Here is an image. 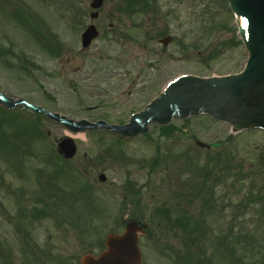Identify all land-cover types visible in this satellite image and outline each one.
Returning a JSON list of instances; mask_svg holds the SVG:
<instances>
[{
    "label": "rangeland",
    "instance_id": "rangeland-1",
    "mask_svg": "<svg viewBox=\"0 0 264 264\" xmlns=\"http://www.w3.org/2000/svg\"><path fill=\"white\" fill-rule=\"evenodd\" d=\"M90 1L0 0L1 93L70 119L121 125L174 77L236 74L247 59L224 0H103L100 38L90 49L100 57L94 63L108 68V57L123 51L120 44L110 43L108 25L115 13L131 17L133 32L146 20L142 14L150 16L147 47L140 34L135 44L127 45L132 64L120 83L115 75L109 78L101 72L81 85H70L59 75L62 52L81 49L74 36L79 25L90 23ZM188 8L194 16L187 15ZM162 32L172 37L164 48L158 44ZM54 45L67 48L50 57L57 51ZM141 52L148 54L142 66L134 61ZM19 113L0 111V175L6 184L13 180L21 185L19 192L4 184L0 210L6 208L13 218L16 213H9V196L30 198L27 207L32 219L20 221V226H25L24 235H30L33 243L27 246L19 241L20 254L11 240L13 224L0 214V238L17 264H78L81 256L100 253L107 234L121 233L123 221L138 219L149 223L141 240L145 263H159L156 254L163 244H174L176 250L198 245L205 253V244L210 243L218 248L214 264H264V235L258 234L264 230V196L257 197L264 191L263 131H244L234 137L228 126L206 117L172 121L175 131L150 125L149 137L131 141L95 130L73 138L77 154L62 163L53 153L59 139L71 134L47 119L33 121L30 111ZM195 141L211 148L201 149ZM8 165L15 168L12 175L5 170ZM62 167L71 168L66 180L59 177ZM100 173L106 177L103 183L97 179ZM135 185L143 187L140 196L127 192ZM69 194L84 195L86 204L79 207ZM180 215L192 221V233L173 227ZM183 228L188 230L190 224ZM158 255L168 264L164 250ZM220 256L228 263H221ZM185 259L181 257L178 264Z\"/></svg>",
    "mask_w": 264,
    "mask_h": 264
},
{
    "label": "water",
    "instance_id": "water-1",
    "mask_svg": "<svg viewBox=\"0 0 264 264\" xmlns=\"http://www.w3.org/2000/svg\"><path fill=\"white\" fill-rule=\"evenodd\" d=\"M234 17L237 32L247 52L244 69L237 75L221 78L181 77L146 109L134 115L123 127H105L121 136L133 137L147 130L149 123L168 124L172 119L205 114L210 118L228 124L233 132L249 129L264 130V0H227ZM102 0H92L90 7L97 9ZM97 13H92L95 17ZM97 32L89 27L82 35V46L87 47L95 39ZM165 43V42H164ZM0 103L7 108L25 105L35 112L63 124L71 130L95 127L85 121L73 123L39 107L13 101L0 94ZM202 146V145H201ZM64 158H71L75 146L71 139H64L58 145ZM101 181L104 180L100 176ZM140 228L135 223L126 226L122 235H108L106 251L98 258L86 255L81 264H140L137 249V233Z\"/></svg>",
    "mask_w": 264,
    "mask_h": 264
},
{
    "label": "flooded vegetation",
    "instance_id": "flooded-vegetation-1",
    "mask_svg": "<svg viewBox=\"0 0 264 264\" xmlns=\"http://www.w3.org/2000/svg\"><path fill=\"white\" fill-rule=\"evenodd\" d=\"M143 10H147V8L144 6ZM143 15H146V20H141L138 23V26H136V30H134V32L132 28L133 27L132 21L129 19L131 17H129L128 15H123V14H112L111 15L110 23L108 25V33L110 34V43H111V46L113 47L115 46L114 44H120L118 47L119 49H122L123 51L119 52V54H115L109 57L110 66L108 68H101L99 64L94 63L95 60L99 61L100 57L97 56L98 54L97 50L93 51L92 53L90 52L91 46L85 50H79L74 53H70L68 49H65L67 47H63L65 50L64 52H62L64 57L62 60V64L59 65L61 67L59 75H64L65 80L69 84L76 85V86L81 85L85 83L86 81H90L94 75H99L101 72L104 73L105 75L106 73H108L109 78L112 76V74L115 75L117 77V80H119L118 83H120L123 80L122 78L127 76V73H126L127 65L132 64L131 55L127 54L128 53L127 45L131 46L132 43L135 44L134 40L137 37L136 35L137 32H139L142 35V37H144V40L142 42H144L143 45L147 47L146 43L149 41V38H148V28H146V26L149 23L150 16L147 13L142 14L141 16ZM166 16H169V15L166 14ZM76 18H77V15L73 16L72 18L73 23ZM103 22L104 20L101 19L100 16H98V18L94 20L92 24L95 28L101 31L100 27ZM86 25L87 24L79 25L76 29L79 31V33H81L86 28ZM125 27L128 28L130 31H126ZM132 32L134 36H130ZM166 35L168 34L165 32V34L162 37ZM144 46H142L141 49H144ZM147 55L148 54L143 55L141 52V55L138 57H135L134 61L137 60L138 62H140V65L142 66V63L144 61V56H147ZM89 61H92V62L86 65V63ZM112 79L113 78H111V80ZM92 81L95 84L99 80L96 79ZM129 94L131 95V93ZM94 108L96 107H86V110H91ZM85 171L86 170L83 168L82 173H85ZM13 207L17 211H20L19 198L13 199ZM14 208H13V212L16 211ZM0 240L3 241L1 238ZM11 240L13 243L18 241L17 234H16V228L14 226L11 227Z\"/></svg>",
    "mask_w": 264,
    "mask_h": 264
},
{
    "label": "bare ground",
    "instance_id": "bare-ground-1",
    "mask_svg": "<svg viewBox=\"0 0 264 264\" xmlns=\"http://www.w3.org/2000/svg\"><path fill=\"white\" fill-rule=\"evenodd\" d=\"M77 138V137H76Z\"/></svg>",
    "mask_w": 264,
    "mask_h": 264
}]
</instances>
